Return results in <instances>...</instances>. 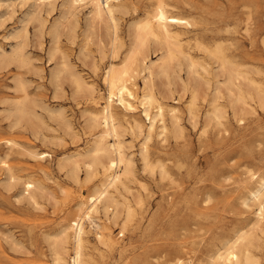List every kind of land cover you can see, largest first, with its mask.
<instances>
[{
  "label": "rangeland",
  "instance_id": "rangeland-1",
  "mask_svg": "<svg viewBox=\"0 0 264 264\" xmlns=\"http://www.w3.org/2000/svg\"><path fill=\"white\" fill-rule=\"evenodd\" d=\"M124 1L132 2L138 8L136 12L117 14L119 34L123 37L129 20L141 16L145 7H150L152 0ZM184 1H189L199 9L188 11L177 7L171 8V13L190 20L201 19L209 29H221L223 38H211L210 32L203 34L202 38L211 45L224 40L221 49L231 55L234 61L237 60V63H251L260 67L259 78L264 83V0H214L212 4L204 0ZM60 3L61 0H56L53 7L47 8L50 6L41 7L35 0H0V264H53V244L56 246L58 243L60 236H56L61 226L77 218L78 201L93 193L97 183L95 179L86 183L73 182L66 171L72 166L73 156L77 154L76 158L81 165L78 173L83 178L85 171L82 162L91 158L85 153L91 139L85 133L84 119L88 111L86 113L84 109L96 110L105 99L107 92L99 76L108 59L98 60L102 68L98 76H95L91 70L93 60L99 56L95 38L92 37V42L88 41L86 54L79 53V47L86 42L83 32L86 30L88 6L77 10L76 19H73L74 37L67 38L60 27ZM226 28H229L228 31H224ZM87 31H90L89 37L95 35L91 34V30ZM99 31H102V27ZM188 42L193 44V40ZM53 46H57L55 53ZM61 51L68 55L74 69L87 82L95 84L97 104L85 105L81 100L78 102L79 99L71 95L68 78H61V82L59 78V83L51 78V73L59 67ZM159 52L149 49L147 61L148 58L158 59ZM192 52L195 59L209 69L214 70L217 66L211 55L194 49ZM20 60L22 63L19 64ZM181 61L183 65L178 74L185 80L186 62L183 59ZM202 74L211 77L207 71ZM17 75L21 78L20 82ZM50 78L57 84L61 83V86L55 83L53 86ZM141 81L137 79L138 84ZM20 83L28 94L19 90ZM180 83L181 80L175 74L171 85L175 92L173 97H178V94L181 97L174 100L164 98L162 101L165 105L176 107L180 125L183 126L182 137L168 135L163 141L157 137L149 140L146 144L148 168L144 167L139 153L143 146L142 137L131 138L126 132L121 137L124 152L131 159L135 179L128 181L125 189L118 184L116 189L110 187L109 190L119 200L126 198L132 213L126 217V213L121 210V214L112 218V211L104 214L99 203L98 212L93 213V216L101 229L87 219L83 220L86 236L83 249L89 264H167L176 257L181 259L182 264H210L209 254L222 241L233 237L240 229H247L255 220L256 204L251 205L253 203L249 200V207H245L239 200L247 196L256 179L264 177V98L261 105L253 104L254 111L238 108L236 117L227 108V116L222 117L218 123L213 119L208 122L203 120L207 103L200 97L196 104L198 119L193 123L188 118L187 110L191 92L181 90ZM24 93L25 99L22 97ZM18 99L28 101L27 105L30 100L36 102H30V107L40 117L33 118L37 120L35 123L38 127L40 124L37 139L25 119H21L19 127L8 126L10 121H15L13 107L14 100L17 103ZM221 101L224 102L223 99ZM32 104L37 105L34 108ZM165 117H168L166 112ZM27 150L44 151L46 155L34 159ZM59 161L64 164L63 167L57 165ZM6 164L19 179L9 189L5 187ZM163 165L166 170L164 179L158 173ZM248 171L255 172L256 177L247 181L246 185L250 188H245L242 181H246L247 174L244 173ZM20 178L42 182L44 191L40 194L43 197L38 192L40 197L37 195V200L43 208H32L25 201L16 202L22 188ZM240 196L242 199H239ZM261 224L264 227V216ZM70 231L73 233L72 229ZM103 231L112 236L114 245L106 246L98 240L95 234ZM9 240H12L11 244ZM70 242L72 237L66 244L67 260L72 255ZM249 249L256 264H264V228L256 230L253 245Z\"/></svg>",
  "mask_w": 264,
  "mask_h": 264
},
{
  "label": "bare ground",
  "instance_id": "bare-ground-1",
  "mask_svg": "<svg viewBox=\"0 0 264 264\" xmlns=\"http://www.w3.org/2000/svg\"><path fill=\"white\" fill-rule=\"evenodd\" d=\"M35 1L41 7L50 6L47 8H51L56 2V0ZM204 1L208 4H212L214 0ZM149 5L150 7L147 8L146 6V9L142 11L141 16L129 20L125 30V36L123 37L119 34L117 14L134 12L138 7L132 2L127 3L124 0H61L62 26L60 27L63 28V34L67 38L74 37L75 23L73 22V19H76L75 15L77 10L80 7L88 6V14L86 13L87 16L85 18L86 30L83 32V34H85L86 42L83 41L84 44L79 47V53L83 55L86 54L85 48L87 43H89L88 41H90L92 37L95 38L99 56L97 59L93 60L91 66L92 73L95 76H98L100 68H102L100 67L98 60L102 61L107 58L108 62L104 65L99 76L101 77L102 84L107 92L103 103H101L100 107L96 110L84 109L86 113L88 111V114L84 119L85 133H87L91 139L85 153L89 154L91 158L88 161L82 162L85 171L83 178H81L78 173V168H80L79 166L81 165H79V160L76 158L77 154L76 156H73L74 154L72 155L75 157L74 159L68 157L72 159V166L70 168L68 167L69 170L66 171L68 172V177L73 182L86 183L95 179L97 183L94 186L93 193H91L86 199L83 198L78 201L77 218L72 219L69 223L66 222L67 224L64 223L65 225L61 226L60 231L58 230L59 233L57 236L55 235L56 237L59 235L60 238L57 240L59 245L56 242L57 247L52 243L54 245V251H52L53 264H89V259L83 249L86 240L83 220L87 219L93 226L99 228L100 225L95 222V217L93 216V213L98 212L99 203L102 205V211H104V214H109V210L112 211V218H115L121 210L126 213V217L131 216L132 209L128 200H126V198L119 200V198L113 195V192L109 190L110 187L116 189L118 184L122 185L125 189L127 187V182L135 179L132 173L131 159L124 152L125 146L121 137L125 132L130 134L131 138L142 137L143 146H141L139 153L145 168L148 165V150L146 144L149 140L157 137L163 141L168 135H172L174 138H179L183 126L180 125L179 116L175 110L176 107L165 105L162 101L164 98H173L174 100L175 98L179 99L181 97L180 94H178V97H173L175 92L171 85L173 84L175 74H177L178 79L181 80V90H190L191 92L187 110L188 118L192 120L193 123L198 119L196 104L200 97L207 103V107L203 113V120L207 121L213 119L218 123L221 121L220 119L222 117L227 116V108L230 109L232 115L236 117L238 108L241 110L253 109L254 111L255 108H253V104L261 105V101H263L264 88L262 86H264V83L261 78H259L261 68L259 67V69L255 65H250L251 63H248L249 65H244V63H237V60L234 61L235 59H233L231 55L224 52V49V51L221 49V46L224 45V40L222 43L213 42L211 45L207 44L202 38V35L207 32H210L211 38L222 37L221 34L223 31L221 29H209L207 24L203 23L201 19L190 20L171 13V8L181 7L190 11L191 9H199L198 6L196 7L189 1L184 0L181 2L179 0H152ZM200 10L203 12L205 11L203 9ZM199 15L203 16L201 13ZM99 26L100 28L102 27V31H99ZM228 29L226 28L224 31H228ZM87 30H91V34L93 35L94 33L95 35L89 37L90 31L88 32ZM190 33L191 36L189 37L188 35ZM51 40H53V38ZM188 40H193V44L189 43ZM262 41L263 40L261 39V42ZM149 49H153V52L160 51L159 58H155L156 60H149L148 58L147 61ZM192 49L211 55L214 58L213 63L217 64L215 69H209L206 65L199 63L198 60L195 59L196 57L193 54ZM55 51L57 52V46L54 48V53ZM67 56L66 53L61 51V54L59 55L60 58L58 57L59 67H56L54 72L50 69L53 73H51L52 75L49 74V77L50 75L53 76L51 78H53L54 81L56 79L57 83H59V78L60 82L62 80L61 78H68L72 88L71 95H73L75 99H79L78 102L81 100L85 105L97 104L98 93L95 84L87 82L81 76L80 72L78 73L74 69V65L69 61ZM15 57H17V55ZM53 57L54 56L52 55V60ZM182 59L186 62L184 67L187 80L185 78V80H183V78L181 79L182 76L180 77L178 74V70H180L183 65V62L181 61ZM0 62H2V60ZM20 62L21 60L19 61V64ZM202 71L204 73L205 71L209 72L208 75L211 74V77H206L202 74ZM51 78L49 81H51V83L53 82V86L55 84H61L55 83L56 81L54 82ZM138 78L142 80L141 84L137 83ZM19 79H21L20 76L18 81ZM19 90H21V92H26L22 83L19 84ZM25 95L26 94L24 93V96H22L24 99L26 97ZM27 97L30 98L29 96ZM222 99L224 102L221 101ZM27 102L28 101L23 102V100L18 99L16 103L14 100L15 106L13 107V111L15 115L14 117L16 118L15 121H10L8 126L10 128L19 127L18 124L22 122L21 119H25L30 123L32 133L36 137L40 134L38 130L40 124L38 127V124L35 123L37 120L35 119L34 121L33 118L37 117V114L39 113L32 109V106L30 107L31 103L34 101L30 100L31 103L29 102L30 104L28 103V105ZM35 103L36 102H34V104ZM34 104L32 105L35 108L37 104ZM39 105L41 106V104ZM166 106L167 108H165ZM165 112L168 116L167 118L165 117ZM37 119H40V117H37ZM39 122L42 124V121ZM43 139L41 141H44ZM111 139L112 141H110ZM27 152L29 156L34 159H40L46 155L44 151L27 150ZM3 159L5 158L3 157ZM70 159H68V161H71ZM57 165L63 167L64 164L59 161ZM4 169L7 173H5V187L8 188L9 186H13L17 180L19 181V179L14 175L12 168L7 166V164ZM159 170L160 172L158 173H160V176L163 178V176L166 175L164 165ZM66 172L65 175H67ZM254 173L249 171L244 173L247 174L246 181H242L245 183V188H250L247 187L246 184L248 183L247 181L256 177ZM164 178H166V176ZM20 179L22 188L19 191L20 193L18 194L19 196H17L16 202L25 201V203L32 208H43L40 207V201L38 202L37 200L38 192L40 194L44 191L42 182L38 181V179L35 180L32 178ZM254 182V187L249 191L246 190L248 191V194H246L247 196L245 195L246 197L242 201L239 200V203H242L245 207H249L251 202L249 203L248 201L251 200L253 203L251 205L256 204L257 211L255 212L256 214L254 213V217H256L254 218L255 220L253 219V223L250 224L247 229H240L235 232L236 234L233 237L222 241L221 245L209 254L210 264H256L252 259L253 256L251 255L249 248L253 245V238L255 237L256 230L261 231L264 228L261 224V219L264 216V177H259V179H256ZM116 191L120 194L119 190ZM46 194L49 195L50 193L48 194L46 192ZM47 195H45V197ZM49 196L51 197V195ZM207 197L209 198L208 194ZM209 199H206V201ZM239 199H242L241 196ZM90 223H88V225ZM123 228L124 227H122V229ZM71 229L73 230V233L70 231ZM70 232L72 234H70ZM95 235L103 245H114L115 241L109 233L103 231L96 233ZM70 237H72V243L70 242L72 246V255H70L69 260H67L66 254L68 253L66 244L69 242ZM7 238L10 239L11 237ZM9 242L10 240L8 243ZM11 242L9 244H11ZM16 251L18 252V250ZM167 264H182V261L179 257H176L174 261L171 260Z\"/></svg>",
  "mask_w": 264,
  "mask_h": 264
}]
</instances>
